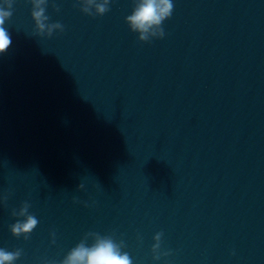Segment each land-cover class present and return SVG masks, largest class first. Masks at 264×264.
<instances>
[{"label": "clouds", "instance_id": "obj_1", "mask_svg": "<svg viewBox=\"0 0 264 264\" xmlns=\"http://www.w3.org/2000/svg\"><path fill=\"white\" fill-rule=\"evenodd\" d=\"M14 2L15 0H3V3H0V53H4L12 43L10 34L5 27V22L13 15ZM30 2L36 5V8L31 11V17L34 19L37 28L43 30L45 28L44 21L48 17L44 15L45 9L39 7V5L44 4L45 0H30ZM133 2L134 6L131 14L125 18L130 30L139 34L138 39L140 41H148L150 32L152 37L162 38L165 33L161 25L172 15L174 8L172 0H133ZM109 3L110 0H101L96 7L97 14L103 15L108 12ZM57 11H59V8H57ZM52 27L63 29V25L59 22ZM153 29H156V31H153ZM78 187L83 188L84 185L80 184ZM29 207L30 205L26 203L19 213L22 216H26V219L10 226L13 236L20 237L21 234H24V238L27 239L37 227L39 221L35 215L28 214ZM95 235L97 238L90 246L84 242L77 244L63 261V264H133L129 254L121 251L120 245L115 243L110 236H100L98 233ZM161 236L162 233H157L154 236L157 241V244L153 245L154 249L160 246ZM21 254V249L8 251L0 248V264H15Z\"/></svg>", "mask_w": 264, "mask_h": 264}]
</instances>
